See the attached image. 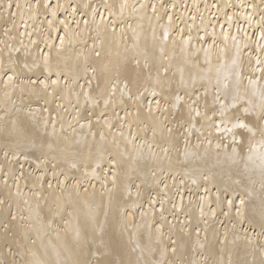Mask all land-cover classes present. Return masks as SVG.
<instances>
[{
	"label": "bare ground",
	"instance_id": "1",
	"mask_svg": "<svg viewBox=\"0 0 264 264\" xmlns=\"http://www.w3.org/2000/svg\"><path fill=\"white\" fill-rule=\"evenodd\" d=\"M0 264H264V0H0Z\"/></svg>",
	"mask_w": 264,
	"mask_h": 264
},
{
	"label": "snow or ice",
	"instance_id": "2",
	"mask_svg": "<svg viewBox=\"0 0 264 264\" xmlns=\"http://www.w3.org/2000/svg\"><path fill=\"white\" fill-rule=\"evenodd\" d=\"M239 127H242V128H243V127H246V125L243 124V123H240V124H239Z\"/></svg>",
	"mask_w": 264,
	"mask_h": 264
}]
</instances>
